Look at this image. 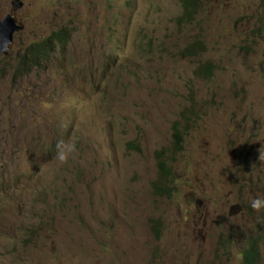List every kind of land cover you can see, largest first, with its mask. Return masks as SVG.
<instances>
[{
  "label": "rangeland",
  "instance_id": "374dc122",
  "mask_svg": "<svg viewBox=\"0 0 264 264\" xmlns=\"http://www.w3.org/2000/svg\"><path fill=\"white\" fill-rule=\"evenodd\" d=\"M20 1L24 29L0 53V264H243L255 238L264 264L250 207L264 197V0H203L182 24L180 0ZM59 30L63 52L14 80ZM175 122V191L159 197ZM60 139L78 149L63 166Z\"/></svg>",
  "mask_w": 264,
  "mask_h": 264
},
{
  "label": "trees",
  "instance_id": "16d2710c",
  "mask_svg": "<svg viewBox=\"0 0 264 264\" xmlns=\"http://www.w3.org/2000/svg\"><path fill=\"white\" fill-rule=\"evenodd\" d=\"M203 0H180L182 13L178 16L177 22L182 24L184 21L191 22L196 18L199 12L203 11ZM69 40V34L66 30H59L53 32L50 36L44 40L30 46L24 53L18 56V65L14 68V80L30 74L32 71L42 69L43 63L48 61L56 51L63 52V47ZM200 47V40L194 41L190 44L186 51L187 54L193 55ZM207 67L211 69V65L207 64ZM173 145L170 153L166 150H161L156 153L158 177L152 183L153 192L159 197H172L175 191L174 175L172 164L168 159L173 160L176 157L178 151L184 148V133L180 128V123L175 122L173 124ZM136 151L139 149L136 146H131ZM153 224H156L157 237L160 236L159 228L161 223L159 220H152ZM261 258V250L258 239H251L248 247L243 251V264H258Z\"/></svg>",
  "mask_w": 264,
  "mask_h": 264
},
{
  "label": "water",
  "instance_id": "95a60500",
  "mask_svg": "<svg viewBox=\"0 0 264 264\" xmlns=\"http://www.w3.org/2000/svg\"><path fill=\"white\" fill-rule=\"evenodd\" d=\"M14 9L4 20H0V53L9 54V50L15 39V34L24 29L22 22L18 21L15 12L23 6L20 0H14ZM241 210L238 204L231 208L230 216H235Z\"/></svg>",
  "mask_w": 264,
  "mask_h": 264
},
{
  "label": "clouds",
  "instance_id": "9594fccd",
  "mask_svg": "<svg viewBox=\"0 0 264 264\" xmlns=\"http://www.w3.org/2000/svg\"><path fill=\"white\" fill-rule=\"evenodd\" d=\"M19 22H21V21H19ZM52 57H53V55L50 57V59L48 61L43 63V65L46 64L47 62H49L52 59ZM77 151H78V149H77V144L75 141H73L71 139H60L56 143L55 155H54L53 159L55 161H57L60 166H63L65 164H67L70 159H73L75 157ZM259 159L261 161H264V148H262L260 150ZM234 206H235V204H234ZM250 207L256 212H260V211L264 210V197H256L253 200H251Z\"/></svg>",
  "mask_w": 264,
  "mask_h": 264
}]
</instances>
